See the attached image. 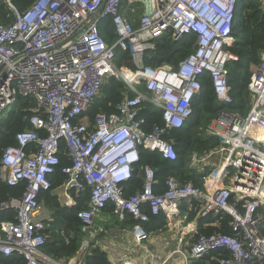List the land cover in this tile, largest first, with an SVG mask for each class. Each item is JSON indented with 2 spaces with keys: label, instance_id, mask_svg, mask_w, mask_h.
Returning a JSON list of instances; mask_svg holds the SVG:
<instances>
[{
  "label": "built area",
  "instance_id": "1",
  "mask_svg": "<svg viewBox=\"0 0 264 264\" xmlns=\"http://www.w3.org/2000/svg\"><path fill=\"white\" fill-rule=\"evenodd\" d=\"M240 1L34 0L22 12L6 1L12 19L0 24V119L20 98L31 99L35 106L30 129L17 134L0 164V182L26 184L20 198L0 203V213L12 210L16 215L0 226L2 257H21L22 264H86L87 250L104 230L97 219L109 206L112 212L103 217L134 222L130 238L137 247L149 238L152 217L164 214L172 220L183 207L203 220L228 218L232 231L200 235L190 228L195 241L185 256L187 264L215 253L208 264H264V119L257 112L264 108V52L249 83L254 106L248 119L223 111L206 128L223 152L206 189L170 178L157 194L156 170L150 165L143 167L141 189L128 195L126 188L141 162L142 148L177 160L166 136L193 116L204 75L211 77L217 101L232 103L228 66L239 57L228 48ZM107 22L114 28L113 43L102 35ZM167 34L174 43L192 36L193 51L176 67L147 66L145 54ZM119 51L129 53L134 71L117 65ZM114 80L126 84L127 95L116 112L91 121L89 109ZM145 105L162 114L163 126L147 129ZM63 146L71 163L62 169L66 181L53 192L51 177L61 164ZM201 161L192 159L200 167ZM230 171L237 175L226 183ZM88 189L89 207L78 213L82 248L68 262L55 259L44 252L54 216L41 196L53 192L64 199V207L74 208L73 194ZM63 238L69 241L64 233ZM110 262L145 264L130 258Z\"/></svg>",
  "mask_w": 264,
  "mask_h": 264
},
{
  "label": "trees",
  "instance_id": "2",
  "mask_svg": "<svg viewBox=\"0 0 264 264\" xmlns=\"http://www.w3.org/2000/svg\"><path fill=\"white\" fill-rule=\"evenodd\" d=\"M12 2L22 12L34 0H12ZM10 19L12 17L8 5L3 0H0V24H7ZM102 35L109 43L114 42L115 33L110 22L104 24ZM193 44L194 38L192 36L186 38L181 43H174L171 40L170 34H167L156 41V49L154 51H149L145 54V63L151 67H161L163 65L176 67L182 59L186 58L193 51ZM228 50L239 57L238 62L231 63L228 66L229 83L232 88V103L228 105L219 103L214 92L211 77L204 75L202 78L203 91L193 104V116L182 129L172 130L166 136V139L171 141L176 148L177 160L174 162L164 160L159 154L142 148L141 162L136 166L134 178L126 186L128 195L142 188V170L143 167L148 165L156 170L157 185L155 186V192L157 194L165 190V184L170 178H176L182 183L192 182L198 187L202 186L208 174L206 172L201 174L195 170H188L185 160L199 146L215 139L206 134L203 137L197 136L200 135L196 132L197 128L203 124V119L206 115L210 116V118H216L223 111L240 113L246 109V97L250 95L248 85L253 74L251 68L260 64V56L264 52V10L258 0H241L239 2L233 30V43ZM117 65L120 68L126 67L131 71L135 70L129 53L119 51L117 54ZM126 95V84L118 80L112 81L108 86L103 88L100 97L91 106L87 116L92 121L99 114L109 115L116 112L117 106ZM34 106L35 103L31 99L20 98L13 109L0 119V164L4 151L16 144L17 134L30 129L28 120ZM143 114L149 121L148 130H151L155 125L163 126L162 114L153 107L145 105ZM60 156L61 164L56 174L51 177V191L53 192L59 189L66 181L62 169L71 163L67 155L66 146L62 147ZM25 188L26 184L24 183L17 187H10L4 182H0V203L20 198ZM53 192H47L41 196L42 201L50 208L54 216L53 228L49 232L44 252L55 259L68 262L78 255L83 245L84 236L80 232L81 220L78 218V213L89 207L91 192L88 189L86 193L80 196L73 194L76 201L74 208L62 206L58 197L53 196ZM107 211L111 213L112 208L109 206ZM15 216V212L12 210L1 212L0 226L5 221H14ZM155 219L152 217L151 223L147 226L149 232L156 229L154 227L157 222ZM216 221L218 222V226L214 228L202 227L199 234H231L230 220L228 218H218L217 220L210 218L208 223H213L212 225H214L217 223ZM125 224L132 226L134 222L129 219ZM63 233L69 237L68 242L63 238ZM102 236L104 235L102 234ZM216 256V253L212 254L207 259H204L205 262L195 264H208ZM85 262L86 264H111L108 253L102 248H95L89 251L85 257ZM0 264H22V258L18 256L4 258L0 255Z\"/></svg>",
  "mask_w": 264,
  "mask_h": 264
},
{
  "label": "rangeland",
  "instance_id": "3",
  "mask_svg": "<svg viewBox=\"0 0 264 264\" xmlns=\"http://www.w3.org/2000/svg\"><path fill=\"white\" fill-rule=\"evenodd\" d=\"M3 1L6 2L7 0H3ZM258 1L261 3L264 10V0H258ZM134 6L136 8L140 7L139 8L140 12L143 10V7L140 6L139 4H134ZM255 69H256V65L252 66L251 72L254 73ZM248 89H249V85H248ZM249 94L250 95L246 97V101H247L246 109L241 111L240 113H235L242 120L248 119L250 114L253 112V106H254L253 94L250 93V91ZM257 112L259 114L258 118L264 119V108H261V110ZM216 118L215 117L210 118V116L206 115L203 119V124L199 126V128H197L196 132L200 134L197 136H202V137L205 136L206 129L204 128L208 124L213 122ZM261 136L263 137L264 140V133H261ZM221 146L222 144L217 138H215L211 142H205L204 145L199 146L196 151L191 153V155H188V157L185 160L186 168L188 170L189 169L195 170L196 172L198 173L200 172L201 174L206 172L208 176L204 181L205 183L206 180H208V178L211 179L213 174L215 173L211 165H217L220 163V159L223 156V152H221ZM193 157H196L198 162L202 160L201 165L203 164V166L206 167L202 170L200 166L196 164L194 165L192 163ZM236 175L237 174L234 171H230V173L227 175L228 177L226 178V183H229L231 179ZM63 200L64 199L62 198L61 202H63ZM47 209L49 211L50 208L47 207ZM195 217L196 216L191 217V220ZM98 221L99 219H97V222ZM188 222H186L185 227H188ZM116 226L119 225L117 224ZM153 231L149 232L150 233L149 238L145 240L143 246L137 247L131 238H128L129 243H126L127 235L125 234V232L119 231L116 227L108 229L107 232L104 229L102 232L100 231L101 233H99V234H103L104 236H101V238L98 239L99 242L98 245L94 244L93 247L88 249L87 251L89 253V251H91L92 249L100 248V246L103 245H108L110 248H112L111 250L112 253L115 254L118 258L124 256L126 258L136 260L139 263H145V264H187L185 256L188 257L190 246L194 243L195 238L191 241L189 240V238L183 239L181 237L182 236L181 230L171 227L168 224L166 226L163 225L162 229L160 230H156L154 232ZM190 264H193V261H190Z\"/></svg>",
  "mask_w": 264,
  "mask_h": 264
},
{
  "label": "crops",
  "instance_id": "4",
  "mask_svg": "<svg viewBox=\"0 0 264 264\" xmlns=\"http://www.w3.org/2000/svg\"><path fill=\"white\" fill-rule=\"evenodd\" d=\"M204 165H206V164H204ZM214 166L215 165H211L212 168H214ZM205 167L206 166H203V164L201 165V169L202 170ZM205 179H204V181H205ZM210 180L211 179L208 178V180H206V182L203 183L201 187L203 189H206V186L209 185L210 182H211ZM58 200H59L60 204L63 206L61 200L60 199H58ZM49 211H50V209H49ZM50 212L53 214L52 211H50ZM109 214L110 213L106 210L103 213V215L101 216V218L99 219V221L97 222V225L103 227L106 230V232H107L108 229L113 228V227H116L119 231L125 232V234L127 235L126 243H129L128 238H130V229H131L132 226L126 225L125 223L127 221L126 222H121L119 219L114 218V217L111 218V219H108L106 217H103V216H107ZM193 216H196V217L191 220V217H193ZM154 218H156L155 221H157L156 222V225H155L156 229L154 231L160 230V229H162L163 225L166 226L168 224L171 227L180 229L181 230V233H182V236L181 237L183 239L184 238L185 239L189 238L190 241L195 238V236L190 233V228H196L198 230V233H200V229L202 227H204V228L213 227L214 228V227L218 226V222L217 221H216L217 222L216 224L212 225L213 223H208V220L209 219L208 220L199 219V217H198V215H197L196 212H193V213H191L189 215L187 213V211L183 207H182V209L180 211V214L178 216L173 217L172 220L171 219H168V217L165 216L164 214H162V215H160L158 217H154ZM213 219H215V218H213ZM186 222H188V227H185ZM117 224L119 226H116ZM183 225H184V228H183ZM101 236H102V234H99L97 236V238H96V240L94 242L96 245H98V243H99L97 239L101 238ZM103 246H100V248H102L103 250H105L108 253L109 259H112V260L115 261L116 259H119L120 260L122 258H126L124 256L121 257V258H118L115 254L112 253V251H111L112 248H110L108 245H103Z\"/></svg>",
  "mask_w": 264,
  "mask_h": 264
},
{
  "label": "bare ground",
  "instance_id": "5",
  "mask_svg": "<svg viewBox=\"0 0 264 264\" xmlns=\"http://www.w3.org/2000/svg\"><path fill=\"white\" fill-rule=\"evenodd\" d=\"M130 78H133L132 76H130ZM264 141V140H263Z\"/></svg>",
  "mask_w": 264,
  "mask_h": 264
}]
</instances>
